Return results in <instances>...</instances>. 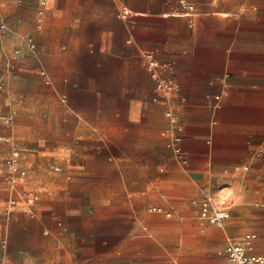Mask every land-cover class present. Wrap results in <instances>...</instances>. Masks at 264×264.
I'll list each match as a JSON object with an SVG mask.
<instances>
[{
    "label": "crops",
    "instance_id": "0c3cea01",
    "mask_svg": "<svg viewBox=\"0 0 264 264\" xmlns=\"http://www.w3.org/2000/svg\"><path fill=\"white\" fill-rule=\"evenodd\" d=\"M190 1L193 27L179 0H57L39 31L40 0L1 13L32 26L22 44L35 59L0 92V111L15 114L0 123V264H226L228 243L250 233L264 255V0ZM150 53L168 66L157 78ZM20 70L39 72L63 105L38 128ZM170 110L187 165L167 147ZM52 128L68 138L51 155L18 148L39 201L12 205L4 170L16 137ZM205 193L230 211L224 228L201 221Z\"/></svg>",
    "mask_w": 264,
    "mask_h": 264
},
{
    "label": "built area",
    "instance_id": "2783aa9c",
    "mask_svg": "<svg viewBox=\"0 0 264 264\" xmlns=\"http://www.w3.org/2000/svg\"><path fill=\"white\" fill-rule=\"evenodd\" d=\"M57 0H40V6L37 11L36 17V29L42 30L45 24V18L50 5ZM181 12L180 15L190 18V26L195 25L194 18L196 16V6L190 0H179ZM9 29L3 15L0 13V32L5 33ZM26 45L31 52L37 50L35 39L32 35H27L24 38ZM24 56L21 50L17 49L6 54L3 69L0 72V92L7 90L8 80L13 78L18 70V63ZM146 58L149 63V68L155 78H157L156 70L167 69V65H159L152 53L147 54ZM42 75L46 77V73L42 72ZM50 84V81H46ZM158 89L164 92H179V86L173 81H160L158 83ZM220 99V97H216ZM66 102V98H62ZM15 114L5 115L0 111V123H12ZM167 117L171 123V127L167 131L168 142L167 147L173 152L175 159L181 165H187V154L183 148V137L181 132L183 131L180 125L178 115L170 110L167 112ZM49 167L56 172H60L62 169L56 164H50ZM29 170L23 164V152L21 150H14L5 159L4 179L8 186V190L11 193V204L16 205V198H20L29 206H34L39 201V196L32 190H29L26 186V181L29 178ZM200 210V219L204 224L214 225L219 228H224L226 222L230 219L231 213L228 209L221 205L220 201L214 198L211 194L205 193L202 201L198 204ZM153 211H161L159 208H153ZM168 216H170L168 214ZM258 236L256 234H246L242 238L236 241H230L226 248V264H264V255H256L254 253L256 248V241Z\"/></svg>",
    "mask_w": 264,
    "mask_h": 264
},
{
    "label": "rangeland",
    "instance_id": "374dc122",
    "mask_svg": "<svg viewBox=\"0 0 264 264\" xmlns=\"http://www.w3.org/2000/svg\"><path fill=\"white\" fill-rule=\"evenodd\" d=\"M24 2L25 0H22L21 2H19V0H0V13H2L8 21V17L10 16L13 8L19 5H23ZM8 27L9 29L7 32H0V70L3 69L6 54H10L11 52L17 49L21 50L23 56H29L30 59H35V56H32L33 54L28 52L22 44L23 35L28 32L32 26L26 24L14 26L9 23ZM19 69H21V65ZM18 74L27 75L25 77L28 79V81H25L24 84L26 85V88L29 91V100L31 102L30 112L34 115V118H36L35 121H31L30 123L32 126L38 128V126L43 125V123H41V121H39L37 118L44 119L43 117L45 115L54 114L63 105L60 102L59 96L55 94V92H53L50 87L46 86L43 83L39 72L26 73L25 71L20 70ZM16 81L17 80H15V82ZM10 89L14 90L15 92H17V94L21 95L20 85L19 88L15 90L14 85L12 83ZM6 99V94H0V110L2 111L6 109ZM24 112V109L20 111L14 126L12 125L13 127L18 126V123H20ZM12 126H10V128H12ZM54 133L55 131L52 128L51 131H47V135L45 136L22 137L17 134L18 136L16 137L14 148L36 149L39 147L42 149H48L47 155H51L50 151L53 148L60 146L68 138L61 133ZM61 152L63 153L65 151L61 150ZM68 185L70 184L68 183Z\"/></svg>",
    "mask_w": 264,
    "mask_h": 264
}]
</instances>
